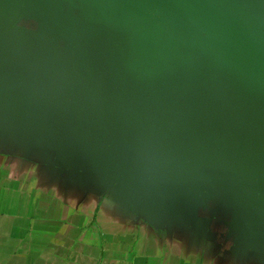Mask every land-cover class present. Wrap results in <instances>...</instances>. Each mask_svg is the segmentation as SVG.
I'll list each match as a JSON object with an SVG mask.
<instances>
[{
	"label": "water",
	"instance_id": "water-1",
	"mask_svg": "<svg viewBox=\"0 0 264 264\" xmlns=\"http://www.w3.org/2000/svg\"><path fill=\"white\" fill-rule=\"evenodd\" d=\"M0 122L152 223L264 248V0H0Z\"/></svg>",
	"mask_w": 264,
	"mask_h": 264
},
{
	"label": "crops",
	"instance_id": "crops-1",
	"mask_svg": "<svg viewBox=\"0 0 264 264\" xmlns=\"http://www.w3.org/2000/svg\"><path fill=\"white\" fill-rule=\"evenodd\" d=\"M0 122V264H264V248L148 212Z\"/></svg>",
	"mask_w": 264,
	"mask_h": 264
}]
</instances>
